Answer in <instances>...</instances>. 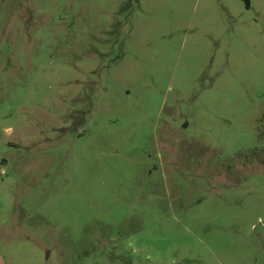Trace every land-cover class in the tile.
I'll return each mask as SVG.
<instances>
[{
	"label": "rangeland",
	"instance_id": "rangeland-1",
	"mask_svg": "<svg viewBox=\"0 0 264 264\" xmlns=\"http://www.w3.org/2000/svg\"><path fill=\"white\" fill-rule=\"evenodd\" d=\"M0 264H264V0H0Z\"/></svg>",
	"mask_w": 264,
	"mask_h": 264
},
{
	"label": "water",
	"instance_id": "water-1",
	"mask_svg": "<svg viewBox=\"0 0 264 264\" xmlns=\"http://www.w3.org/2000/svg\"><path fill=\"white\" fill-rule=\"evenodd\" d=\"M246 2V4H248L249 0H244Z\"/></svg>",
	"mask_w": 264,
	"mask_h": 264
},
{
	"label": "trees",
	"instance_id": "trees-1",
	"mask_svg": "<svg viewBox=\"0 0 264 264\" xmlns=\"http://www.w3.org/2000/svg\"><path fill=\"white\" fill-rule=\"evenodd\" d=\"M252 154H253V152H252ZM251 155V154H250Z\"/></svg>",
	"mask_w": 264,
	"mask_h": 264
}]
</instances>
